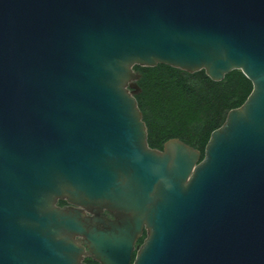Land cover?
I'll use <instances>...</instances> for the list:
<instances>
[{"label":"water","instance_id":"1","mask_svg":"<svg viewBox=\"0 0 264 264\" xmlns=\"http://www.w3.org/2000/svg\"><path fill=\"white\" fill-rule=\"evenodd\" d=\"M157 64L251 80L203 155L150 147ZM77 235L101 264H264V0H0V264H83Z\"/></svg>","mask_w":264,"mask_h":264},{"label":"trees","instance_id":"2","mask_svg":"<svg viewBox=\"0 0 264 264\" xmlns=\"http://www.w3.org/2000/svg\"><path fill=\"white\" fill-rule=\"evenodd\" d=\"M134 68L141 75L135 96L148 143L156 149L178 138L203 155L211 133L225 122L231 109L245 102L253 88L240 69L215 81L204 69L189 72L167 64Z\"/></svg>","mask_w":264,"mask_h":264},{"label":"flooded vegetation","instance_id":"3","mask_svg":"<svg viewBox=\"0 0 264 264\" xmlns=\"http://www.w3.org/2000/svg\"><path fill=\"white\" fill-rule=\"evenodd\" d=\"M164 147V146H163ZM163 149V148H162ZM162 149H159V150H162ZM58 205L60 207H70L71 205L64 199H61L58 201ZM85 213L89 216H94L95 214L88 211V210H85ZM100 214L107 218V219H114L115 216L113 215V213H111L109 210L107 209H104L100 212ZM98 226L100 228H103V225L102 224H98ZM147 236V231L146 229H144L143 231V234L137 239V241L134 243V251L132 252V262L135 258V255H136V251L137 249L140 247V245L144 242L145 238ZM76 239V243L80 246H82L84 248V251L82 253V258H81V261L83 262V264H101V262L99 260H97L91 253H90V249L88 247V245L85 243V242H82V240L84 239V237L82 236H76L75 237ZM142 241V242H141Z\"/></svg>","mask_w":264,"mask_h":264},{"label":"rangeland","instance_id":"4","mask_svg":"<svg viewBox=\"0 0 264 264\" xmlns=\"http://www.w3.org/2000/svg\"><path fill=\"white\" fill-rule=\"evenodd\" d=\"M142 242V241H141Z\"/></svg>","mask_w":264,"mask_h":264}]
</instances>
